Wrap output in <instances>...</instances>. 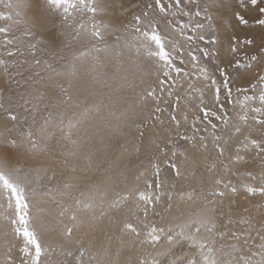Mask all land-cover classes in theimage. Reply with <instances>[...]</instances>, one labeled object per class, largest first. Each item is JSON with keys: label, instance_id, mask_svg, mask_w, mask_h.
Returning a JSON list of instances; mask_svg holds the SVG:
<instances>
[{"label": "snow or ice", "instance_id": "1", "mask_svg": "<svg viewBox=\"0 0 264 264\" xmlns=\"http://www.w3.org/2000/svg\"><path fill=\"white\" fill-rule=\"evenodd\" d=\"M220 2L221 6L227 7L223 5V0ZM3 3L4 0H0V4ZM46 3L56 8L63 6L64 12L59 34L53 31L46 41L43 39L39 41V45H43L48 52L49 59L40 58L37 55L39 45L32 42L33 28L46 27L39 19L25 21L23 37L18 39H9L11 28L0 26V34L4 36V47L8 57H24L25 40L28 41V55L32 57L31 60L24 58L11 64L0 57V112L3 113L5 121V130L0 132V201H2L0 209L3 210V218L8 222L13 237L22 240L20 252L23 257L20 264H50L47 257L55 251L44 245L38 231V225L43 227L41 218L46 213L42 205L56 206L60 234L72 243L73 238L77 233H81V230H84L82 237L89 236L98 228L100 222L109 216V210H119L129 201L136 205L132 219L126 218L121 221L109 218L106 227L118 230L120 235L116 239L121 244L124 243L123 237L128 236L133 247L144 244L152 246L153 252L149 253V258L141 259L139 264H158V258L166 255L175 243L170 238L166 239V243H162L161 237L168 229L157 227L155 223L152 225L147 223L150 210L154 215H161L156 211V206L162 203V197H166L168 201L165 210H171L172 189L175 188V184H166L167 178L161 179V172L165 168L172 172L176 180L182 177L202 180L204 173L214 174V187L205 196L201 211L188 216L181 225L185 227L196 224L205 228L203 233L198 229L195 234L185 235L193 248L205 257L206 264H264V224L256 230L253 237L250 222L240 221L249 224V228L244 232L230 233L237 243L230 245L233 252H229L228 255L233 258L225 262L221 259L225 246L221 245L217 249V240H223L229 233L218 231L216 216L219 212L218 202L226 196L223 189L228 188L231 183L227 179L229 174H243L253 181L259 179L260 186L244 184L243 187L248 194L259 193L264 196V35L259 38L258 47L255 36L242 41L244 45L256 47L255 54H246L243 60L235 59L234 64L229 62L236 69H246L255 73L256 83L252 85L253 91L260 86L258 96L260 106L249 109L256 114L252 117L253 122L261 126L257 138L249 130L251 126L246 112L239 115V123H236L225 109V101L234 103L230 83L234 77L230 76L227 68L216 65L214 71L222 78L218 82L208 67L201 65V56L196 54L198 51L204 58H208L213 53L207 48L190 49L187 52L189 62L200 74L196 79L202 78L203 88H195L186 66H177L178 59L180 65H185L184 47L177 45L167 36L160 26V19L164 20L166 27L173 24L168 17L175 16L177 11L191 19L192 13L181 7L182 0H152V3L144 5L140 14L134 15V23L125 25V30L130 29L133 35L132 40L124 42V48L129 51L134 49L136 56H140L143 49L146 58L157 68V86H149L147 90L138 94L139 98L135 104L129 103L119 112L114 110L116 104L114 91L92 92L95 98L89 105L86 95L88 89L75 88L71 83L65 85L58 79L67 75L68 69L75 75L77 65L83 66L91 61L89 72L93 83L111 89L109 80L105 79L108 76L107 69L112 67L115 73L119 74L124 52L119 43L111 47L106 44L101 47L106 35L110 31L111 34L117 31L110 29L109 25L95 21L96 15L106 7L107 0H79V4L71 3L70 0H46ZM188 3H193V0H188ZM80 5L92 15L91 23L74 21L69 24L73 19L70 9H76ZM8 7H11V4ZM208 7L201 9L200 0H196L195 15L199 17L203 12L204 19L209 21L207 27L212 28V17L208 15ZM253 10L257 12V16L253 20L246 18L244 13ZM232 16L238 25L248 28L259 27L264 32V0H238L237 10L232 12ZM11 19L10 15L0 12V21ZM189 28L191 25L183 24L173 30L183 37L184 30ZM204 28L203 23L195 25L196 30ZM120 39L121 37L117 35V42ZM197 39L212 44L218 43L215 39L206 40L203 33L187 36L185 42L191 43ZM232 41L230 51L235 54L239 51L238 45L241 41L235 36L232 37ZM65 50H72L68 63H63L68 59L63 54ZM102 54L105 59L101 58ZM57 63H60L65 71L58 68ZM122 79L128 80V77L124 76ZM166 84L168 87H163ZM127 86L135 88L137 85L134 81H129ZM206 89L213 93L211 106L205 100ZM179 90H186L183 104ZM192 90L198 91L199 96L191 97L189 93ZM236 91L243 90L238 88ZM6 92L10 93L7 97ZM74 94H85V100L77 102L74 100ZM5 99L8 101L7 104ZM244 99L255 101L257 97L245 96ZM191 100L197 101L196 107L202 115L194 117L189 125L188 111L191 110L189 106ZM149 102L151 110L144 115V109L148 107ZM73 109L82 110L71 111L69 114ZM90 116H94L98 123L85 127V121ZM214 120L218 121L219 125L213 122ZM166 121L168 127H164ZM201 124L204 125L203 128L200 127ZM184 125H189L192 129L191 135L187 131H181ZM122 126L134 128L137 133V139L132 144L137 157L146 139L149 151L151 177L148 176L149 169L144 168L132 177L131 186L126 171L127 165L120 163L129 151L125 144H119L117 141L119 155L103 167L99 161L93 159L91 148L93 139L104 129L118 135ZM226 132H230V135L226 136ZM54 140L56 142L52 143ZM181 141L184 143L182 147H178ZM210 144L211 150L215 153L211 162ZM242 152L245 154L254 152L253 159H258L261 165L260 176L253 175L251 171L245 173H241L240 169L233 171L236 165L249 163L245 156L241 155ZM77 159L83 160V166L76 164ZM225 160L228 163H225ZM189 167L191 171L185 176V171ZM141 180L144 188L139 187ZM121 185L124 190H119ZM165 187L168 191H165ZM109 193L113 194L111 200H108ZM194 198L195 190L186 196L180 194L182 200L191 201ZM231 222L229 220V223ZM100 230L107 235L104 228ZM5 235L7 236V233ZM241 240L248 247H239ZM75 243L79 246L75 264H119V261L107 259V249L99 259L96 254L85 259L88 250L82 247L83 239H76ZM245 251L247 255L243 254ZM65 254L73 256L71 251ZM7 264H15V261L9 257ZM188 264H191V261Z\"/></svg>", "mask_w": 264, "mask_h": 264}, {"label": "rangeland", "instance_id": "2", "mask_svg": "<svg viewBox=\"0 0 264 264\" xmlns=\"http://www.w3.org/2000/svg\"><path fill=\"white\" fill-rule=\"evenodd\" d=\"M70 2L79 4V0H70ZM148 3H152V0H107L106 7H104L103 11L98 13L95 17V21L97 23L109 25L110 29L117 30L115 34H111L110 31L109 34L106 35L105 41L101 44V47L105 44L111 47L119 43L121 50L124 52L123 57H121L122 68L120 73L116 74L114 68L112 67L107 69L108 76L105 77V79L109 80V83L112 86L111 89L102 88L101 85L93 83L92 75L89 72L92 64L91 61L86 62L83 66L77 65V72L75 75L71 74V69H68L66 70L68 72L67 75L58 78L65 85L71 83L75 86V88L88 89L89 91L86 95L89 105L95 98L91 94L92 92H107L112 90L114 91L116 97L114 110L119 112L120 110L126 108L129 103L135 104L139 98L138 94L147 90L149 86H157V68L151 60L146 58V53L143 52V49L141 50L142 54L140 56H136L134 49L129 51L124 48V42L126 40H132L133 35L130 29L125 30V25L134 23V15L140 14L144 9V5ZM9 4H11V7H8ZM223 5L227 7L221 6L220 0H200L201 9L205 6H209L208 15L212 17V28L207 27L209 21L204 19L203 12L199 17L195 15V11L197 10L196 0H193V3H188V0H182L181 7L184 8L185 11L192 13L191 19L179 11H177L175 16L168 17L169 20L173 21V24L170 27L165 26L164 20L159 17H157V19H160V26L167 36L171 40L175 41L177 45H183L185 65H180L178 59L177 66H186V70L189 72V78L195 85L196 89L203 88L204 85L201 82L202 78L201 80L196 79V77L200 74L197 69L192 66V63L189 62L190 58L187 56L188 50L207 48L210 53H213V55L208 58H204L200 52H196L198 56H201V65L208 67L209 71L215 75L218 82L222 78L219 76L218 72L214 71L215 66L219 65L220 67L227 68L230 76L234 77V79L230 81L233 92L232 100L234 103H228L225 101V109L229 116L232 117L233 122L236 123H239V115L246 112L249 116L248 123L251 126L249 130L253 133L254 137L258 138L261 126L253 122L252 117L256 114L251 112L249 109L260 106L258 99L260 86L253 91L252 85L256 83L255 73L246 69H236L232 67L229 62L231 61L234 64L235 59L243 60L246 54H255L256 47L244 45L242 41L246 38L255 36L257 38L258 47L259 38L261 35H264V32H262L259 27L248 28L236 23L232 16V12L237 10L238 0H223ZM0 12L12 17L11 20L0 21V26L11 28L8 36L9 39L22 38L24 34L25 21L39 19L46 27L33 28L34 36L32 42L37 43L38 45L40 40L43 39L46 41V38L53 31H55L57 35L59 34V25L64 16L63 6L59 8L53 7L51 4L46 3V0H4V3L0 4ZM70 13L73 19L69 21V24L74 21L77 23L83 22L90 24L92 21V15L87 12L83 5H80L76 9H70ZM244 14L246 15V18L250 20H253L257 16V12L254 10ZM197 23H203L205 28L196 30L195 25ZM183 24H189L191 25V28L185 29V36L182 37L173 29H178ZM198 33H203L206 40L215 39L218 43L212 44L198 39L192 41L191 43L185 42L187 36H195ZM117 35L121 37L119 42L116 40ZM233 36H235L238 41H241L238 45L239 51L235 54L230 51V45L233 43ZM27 43L28 41L25 40V46L23 49L25 53L24 57L17 56L10 58L7 56V51L4 47V36L0 34V57L8 60L10 64L24 58L31 60L32 57L28 55ZM71 51L72 50H65L63 54H65L68 59L63 63H68L71 60ZM37 55L42 59L50 58L43 45H39ZM101 58L105 59L103 54ZM56 66L61 68L62 71H65V69L61 67L60 63H57ZM124 76H127L128 80H123L122 77ZM161 78L163 77L161 76ZM129 81H134L137 86L135 88H129L127 86ZM163 87L167 88L168 85L166 84ZM238 88L243 91L237 92L236 89ZM179 91L182 96L181 103L183 104V98L186 90ZM205 92V100L208 105L211 106L213 93L211 90L207 89ZM9 94L10 93L6 92L5 97ZM189 95L191 97H198L199 92L192 90ZM253 95L257 97L255 101H245V96ZM74 100L77 102L85 100V94H74ZM5 103H8L7 99H5ZM196 104V100H191L189 105L191 110L188 111L189 125L193 122L194 117L202 115L196 107ZM80 110L82 109L70 110L69 114H71V111ZM150 110L151 102H149L148 107L144 109V115H146ZM213 122L219 125L218 121L214 120ZM4 123L3 113L0 112V132L5 130ZM96 123H98V121L95 117L90 116L85 121L84 126L88 127L89 125ZM113 123H115V121H113ZM189 125H184L181 128V131H187L188 134L191 135L192 129ZM10 126L11 125L9 124V127ZM203 126V124L200 125L201 128H203ZM164 127H168L167 121ZM157 131H160V129H157ZM225 135H230V132H226ZM57 138H59V133H57ZM73 138L75 139L76 137L74 136ZM136 139L137 133L134 128L122 126L118 135H116L113 131L104 129L99 136L93 139V143L91 144L93 159L95 161H99L102 167L106 166L110 161L114 160L117 155H119V145L117 144V141L119 144H125L128 147L129 151L121 159L120 163L122 165H127L126 171L129 176V186L133 183L132 177L144 168L149 169L148 176L151 177L149 151L146 147L147 139L145 140V144L141 145L139 157H137L135 149L132 148V144L135 143ZM55 142L56 141L54 140L52 143ZM232 142L234 143L235 140ZM183 143L184 142L181 141L178 147H182ZM209 148V162H211L214 159L215 153L211 150V144L209 145ZM232 151H235L234 148ZM227 155L228 152L226 151V156ZM241 155H244L245 159L248 160L249 163L246 165H236L233 168V171H236L237 169H240L241 173L251 171L253 175L260 176L262 174L261 165L258 159H253L254 152H249L247 154L242 152ZM75 162L78 166H83L84 163L82 159H77ZM225 163H228V161L225 160ZM190 171L191 169L189 167V169L185 171V176L189 175ZM213 176L214 174L204 173L202 180L200 178L195 180L191 178L184 179L183 177L176 180L169 169L165 168L161 172V179L164 180L167 178L166 184H175V188L172 189L173 200L171 201V210H165V204L168 201L166 197H162V203L156 206V211L161 215H154L150 210L147 223H149V225L155 223L157 227H165L168 229V231H166L161 237L162 243H166L167 238L174 240L175 243L172 244L166 255L158 258V264H164L165 260V264H188L189 261H191V264H206L205 257L193 248L191 242L186 239L185 235L195 234L198 229L201 233H203L205 228L196 224H189L185 227H181V225L188 216L201 211V205L205 196L214 187ZM227 179L230 180L231 183L228 188L223 189L226 192V196L218 202L219 212L216 213L217 223L219 225L218 231L229 233V235L225 236L223 240H217V249H219L221 245L225 246V252L221 256V259L225 262L233 258L228 255L229 252H233L230 245L237 243L232 239L230 233L232 231L238 233L244 232L249 228V224L241 223L240 221L247 220L250 222L253 229V237L256 235V230L264 224V196L259 193L256 195L248 194L243 187L244 184H252L253 186L258 187L260 186L261 181L259 179L255 181L247 179L243 174H229ZM139 187L144 188L143 180H141ZM233 189H236V191H233ZM119 190H124L123 185L120 186ZM193 190H195V198L193 200L189 201L187 199H180L181 193L186 196L187 193L192 192ZM165 191H168L167 187H165ZM112 198L113 194L109 193L108 200H111ZM0 203H2V201H0ZM42 207H44L47 211L41 218L43 227L38 225V231L44 245L51 249H55V251L47 257L50 264H62V262L63 264H75V258L78 255L79 248V246L75 243V240L80 238L83 239L82 247L88 250V256H86L85 259L93 254H96L99 259L103 255L105 249H107L108 260L119 261V264H139L141 259H146L147 257L149 258V253L153 252L152 246L148 244H144L142 246L137 245L135 247L131 246L129 243L130 237L128 236L123 237L124 243L121 244L116 239V237L120 235L118 230L116 228L106 227L109 218L119 219L121 221L126 218L132 219V212L136 209V205L132 201H129L125 207L119 210H109V216L105 217L104 220L100 222V225L93 233L89 236L82 237V232L84 230H81V233H77L76 237L73 238L72 243H69L60 234V226L57 224L56 206L53 204H45L42 205ZM105 207L107 208V203ZM229 220L232 222L229 223ZM136 223L139 227V222L137 221ZM101 228H104L105 231H107V235L100 230ZM5 233H7V236ZM256 243H259L258 238L256 239ZM243 245V241L241 240L239 242V247H248ZM21 247L22 240L13 237L11 229L8 226V222L3 218V210L0 209V264H7L9 257L15 261V264H20L23 257V254L20 252ZM9 248H11L10 252ZM69 251L73 253V256L69 257L65 254ZM243 254L247 255L248 253L245 251ZM233 255H235V253H233ZM42 259L44 258L42 257Z\"/></svg>", "mask_w": 264, "mask_h": 264}, {"label": "bare ground", "instance_id": "3", "mask_svg": "<svg viewBox=\"0 0 264 264\" xmlns=\"http://www.w3.org/2000/svg\"><path fill=\"white\" fill-rule=\"evenodd\" d=\"M29 1V0H28ZM35 1V0H34ZM213 2V1H212ZM19 3H21V2H19ZM216 4V3H215ZM227 4V3H226ZM222 10V9H221ZM224 17V16H223ZM108 134V133H107ZM114 140V139H113ZM93 143V142H92ZM111 143V142H110ZM47 211V210H46ZM49 217V216H48ZM101 246V245H100ZM244 246V245H243ZM149 247V246H148ZM101 249V248H100ZM174 253V252H173ZM170 255H172V254H170ZM179 255V254H178ZM177 255V256H178ZM138 257V256H137ZM148 258V257H147ZM173 258H175V257H173ZM131 259V258H130ZM184 260V259H183ZM139 261V260H138ZM173 261H174V259H173ZM187 261V260H186ZM165 262H166V260H165ZM165 262H164V264H165ZM193 262V261H192ZM130 263V262H129ZM170 263V262H169ZM160 264V263H159ZM167 264V263H166ZM171 264V263H170ZM184 264V263H183Z\"/></svg>", "mask_w": 264, "mask_h": 264}]
</instances>
